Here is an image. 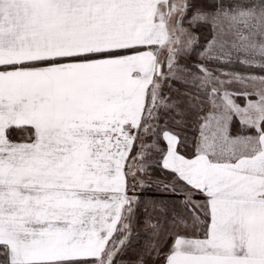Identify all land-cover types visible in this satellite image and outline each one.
Returning <instances> with one entry per match:
<instances>
[{
    "label": "snow or ice",
    "instance_id": "6c2138e0",
    "mask_svg": "<svg viewBox=\"0 0 264 264\" xmlns=\"http://www.w3.org/2000/svg\"><path fill=\"white\" fill-rule=\"evenodd\" d=\"M0 264H264V0H0Z\"/></svg>",
    "mask_w": 264,
    "mask_h": 264
}]
</instances>
